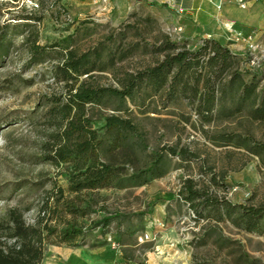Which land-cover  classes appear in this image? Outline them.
<instances>
[{
    "label": "rangeland",
    "instance_id": "374dc122",
    "mask_svg": "<svg viewBox=\"0 0 264 264\" xmlns=\"http://www.w3.org/2000/svg\"><path fill=\"white\" fill-rule=\"evenodd\" d=\"M30 15L41 19L31 24L16 19ZM176 20L175 13L153 0H58L42 7L37 0H0V38L8 40L0 54V221H7L8 211L17 208L26 223H33L48 190L55 184L67 186L63 167L49 159L55 127L46 111L50 99L65 92L53 72L60 60L59 47L53 45L69 39V48L79 53L101 45L103 59L113 53L114 64L79 80L116 86V73L140 69L160 56L155 47L164 35L191 49L204 38L227 42L225 36L204 32L185 36ZM32 42L45 47L46 56L31 60ZM231 48L261 65L264 81V34L238 40ZM243 57L240 68L249 80L252 72L243 66ZM127 107L86 106L94 128L109 113L132 119L144 132L145 148L133 144L129 154L102 153L103 160L121 169L124 180L80 194L82 207L89 203L91 208L77 219L83 229L79 244L49 246L43 264H69L66 254L81 249L113 260L98 264H264V219L253 232L237 224L239 205L264 204V161L241 143L249 135L264 143V122L218 107L209 123H200L191 105L179 100L147 111ZM230 134L232 141L223 138ZM164 146L185 147L194 156L182 160L165 152L164 175L137 183L128 180L149 166L153 153ZM186 179L219 200L218 212L207 205L200 210L189 207L179 192ZM104 216L112 217L110 224L95 226Z\"/></svg>",
    "mask_w": 264,
    "mask_h": 264
},
{
    "label": "trees",
    "instance_id": "16d2710c",
    "mask_svg": "<svg viewBox=\"0 0 264 264\" xmlns=\"http://www.w3.org/2000/svg\"><path fill=\"white\" fill-rule=\"evenodd\" d=\"M37 1L42 7L43 2L58 0ZM16 19L31 24L30 21H39L41 17L30 15ZM67 40H62L64 44L53 45L59 47L56 53L60 59L53 72L58 81L64 83L65 92L52 97L46 111L50 124L55 127L49 159L56 167H63L61 173L67 177V186L55 184L48 190L41 212L33 223H26L17 208L8 211L7 221H0V264H43L49 246H77L83 236L77 219L84 217L91 208L89 203L82 207L80 194L120 185L124 180L120 177L121 169L112 161L103 160L102 153L120 151L129 154L133 144L145 148L144 132L132 119L109 113L103 117L104 123L94 128L86 115L87 105L115 104L128 109L127 104H130L147 111L152 105L165 107L179 100L191 105L200 123H209L218 107L226 114L244 113L252 122H264L261 65H253L249 56L232 51L213 37L202 39L191 49L186 43L179 44L164 35L155 47L160 56L140 69L116 73V86L92 85L86 79L79 80L81 76L90 78L93 71H104L112 66L113 53L103 59L101 45L79 53L69 48ZM7 41L5 37L0 38V54L6 51ZM29 53L33 60L46 56L47 51L32 42ZM240 56H244L243 66L252 72L249 80L240 68ZM99 129L103 130L101 134ZM223 138L232 141L234 136L224 135ZM241 143L249 144V151L264 161V143L250 135ZM165 152L182 160L194 156L185 147L178 150L161 147L153 153L149 166L131 174L128 180L137 183L164 175ZM179 192L195 210L197 206L200 210L203 205L216 212L220 208L219 200L209 191L197 189L191 179L183 182ZM198 201L200 205L196 203ZM238 208L237 224L249 232L258 230L264 219V204H241ZM111 219L104 216L95 226L106 228Z\"/></svg>",
    "mask_w": 264,
    "mask_h": 264
},
{
    "label": "crops",
    "instance_id": "0c3cea01",
    "mask_svg": "<svg viewBox=\"0 0 264 264\" xmlns=\"http://www.w3.org/2000/svg\"><path fill=\"white\" fill-rule=\"evenodd\" d=\"M176 14V21L185 36L204 32L207 35L225 36L224 44L230 48L239 39L229 32L227 25H231L241 37L260 33L264 34V0L250 2L247 8H241L231 1L221 0H153ZM240 31H239V30ZM242 31V32H241ZM243 33V34H242ZM240 37V36H239ZM232 51L236 52L231 48ZM240 54V53H239ZM65 260L69 264H98L111 262V257L98 258L81 249L78 253L66 254Z\"/></svg>",
    "mask_w": 264,
    "mask_h": 264
},
{
    "label": "built area",
    "instance_id": "2783aa9c",
    "mask_svg": "<svg viewBox=\"0 0 264 264\" xmlns=\"http://www.w3.org/2000/svg\"><path fill=\"white\" fill-rule=\"evenodd\" d=\"M105 1V0H104ZM169 2H173L174 0H168ZM221 1H231L233 3H236L238 6H240L241 8H247L250 2H256L257 0H221ZM227 29L229 32L233 33L234 35H236L239 39H242L243 41H247L250 40V36H246V38L241 37L240 33H238L236 31V29H234L231 25H227ZM177 30H181V28H177ZM240 36V37H239ZM252 64L254 65V62L252 61ZM147 236H144L141 238V240L146 239Z\"/></svg>",
    "mask_w": 264,
    "mask_h": 264
}]
</instances>
